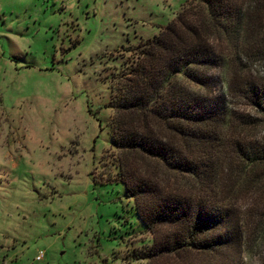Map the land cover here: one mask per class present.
<instances>
[{"label": "rangeland", "instance_id": "1", "mask_svg": "<svg viewBox=\"0 0 264 264\" xmlns=\"http://www.w3.org/2000/svg\"><path fill=\"white\" fill-rule=\"evenodd\" d=\"M185 3L0 0V264H148L133 257L153 236L117 177L109 81ZM250 69L264 83V64ZM260 250L240 261L263 264Z\"/></svg>", "mask_w": 264, "mask_h": 264}, {"label": "trees", "instance_id": "2", "mask_svg": "<svg viewBox=\"0 0 264 264\" xmlns=\"http://www.w3.org/2000/svg\"><path fill=\"white\" fill-rule=\"evenodd\" d=\"M109 81L125 195L148 264H264V0H186ZM178 75L198 89L180 82ZM259 251V252H260Z\"/></svg>", "mask_w": 264, "mask_h": 264}, {"label": "built area", "instance_id": "3", "mask_svg": "<svg viewBox=\"0 0 264 264\" xmlns=\"http://www.w3.org/2000/svg\"><path fill=\"white\" fill-rule=\"evenodd\" d=\"M42 254H43V252H42V251H40V252H39V254H37V256L35 257V258H36V260H39V259L41 258V256H42Z\"/></svg>", "mask_w": 264, "mask_h": 264}]
</instances>
